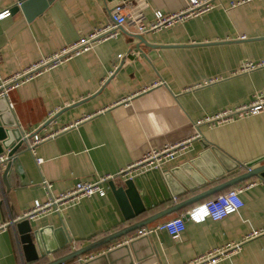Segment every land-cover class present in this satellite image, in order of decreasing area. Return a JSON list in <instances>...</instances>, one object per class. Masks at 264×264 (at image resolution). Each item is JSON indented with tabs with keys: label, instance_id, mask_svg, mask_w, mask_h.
I'll return each mask as SVG.
<instances>
[{
	"label": "crops",
	"instance_id": "0c3cea01",
	"mask_svg": "<svg viewBox=\"0 0 264 264\" xmlns=\"http://www.w3.org/2000/svg\"><path fill=\"white\" fill-rule=\"evenodd\" d=\"M120 1L27 0L14 11L17 0H0V13L10 12L0 20V79L109 25L110 11ZM131 1L135 8L142 7L148 24L155 12L179 13L191 0ZM210 3L206 13L146 34L126 22L116 38L93 45L8 93L10 123L24 136H53L33 154L22 151L9 176L0 170V264H46L225 183L244 173L242 166L264 159V111L222 125L206 123L264 96V0ZM250 66L254 68L242 70ZM178 144H183L182 151L140 183L139 195L157 203L156 208L131 218L137 204L105 183L103 197H85L59 214L28 219L43 258L24 260L8 224L22 219L35 201L47 199L43 182L51 185L52 196L70 191L79 181L93 183L105 176L116 177L118 188L124 181L120 174L144 154ZM236 187L242 189L243 207L223 220L186 222L177 239L158 232L120 244L134 231L79 258L86 259L82 264H102L94 259L109 250L115 252L110 260L114 264H188L238 245V250L208 264H264V234L250 237L264 228V182L252 178L220 193Z\"/></svg>",
	"mask_w": 264,
	"mask_h": 264
},
{
	"label": "built area",
	"instance_id": "2783aa9c",
	"mask_svg": "<svg viewBox=\"0 0 264 264\" xmlns=\"http://www.w3.org/2000/svg\"><path fill=\"white\" fill-rule=\"evenodd\" d=\"M248 1V0H246ZM244 2V1H243ZM232 4L235 7L241 3ZM212 8L210 0L196 1L191 0L185 9L179 13L163 14L161 12L154 13V20L151 23L145 24L143 22L142 7L135 8L131 0H122L118 2L110 11V23L107 26L94 30L90 35L84 39H80L77 43L61 49L47 58L30 65L24 70L15 73L4 79H0V98L7 99V95L12 90L19 87L35 75L40 72L52 69L53 67L61 64L62 62L83 53L90 49L95 44L114 39L118 35V29L122 27L126 22H130L137 30L139 34H146L152 31L161 30L163 28H169L182 22L186 18L195 17L197 15L208 12ZM10 12L5 10L0 13V20L8 17ZM119 56L118 58H120ZM253 66L244 67V69H252ZM9 110H11V104H7ZM264 111V96H259L254 99L249 105L238 107L233 111H223L213 117L206 120V123H213L217 125L226 124L232 122L237 118H241L249 115H256ZM28 135L24 137L27 139ZM53 134L36 135L33 134L27 141V147L33 154L35 147L51 138ZM183 149V144L175 146H165L158 150H152L144 154L136 163L130 165L123 171L119 177L123 180L133 178L142 174L147 170H156L167 161L173 160L178 153ZM8 161L6 153L0 155V170L5 166ZM40 162V160H36ZM245 167V165L243 166ZM136 172V173H135ZM135 175H134V174ZM138 174V175H137ZM116 177L105 176L101 177L97 182H77L73 189L66 193H61L57 196L49 194L50 184L43 182L42 185L48 194L47 199L44 202L35 201L32 207L24 214L22 219H36L38 217L47 216L51 213L59 214L60 211L75 205L80 199L85 197H91L92 195H99L103 197L105 195L103 185L110 181H114ZM242 189L239 187L232 188L226 192L220 193L215 197L208 199L200 204H197L190 208L183 214H180L170 220L161 222L152 227L142 228L137 230L132 236L124 240L120 244H127L132 240L139 238H149L150 236L158 233L165 232L171 239H177L185 230V223L191 222L194 224H201L207 220L220 221L224 218L237 213L243 207V202L240 198ZM20 220V219H19ZM3 226H0L2 228ZM264 234V228L260 231H255L250 237H255ZM238 245L226 246L224 249L215 250L206 256L188 264H208L214 263L222 256H226L228 253H232L238 250ZM92 257H90L91 259ZM80 258L75 264H82L83 261Z\"/></svg>",
	"mask_w": 264,
	"mask_h": 264
},
{
	"label": "water",
	"instance_id": "95a60500",
	"mask_svg": "<svg viewBox=\"0 0 264 264\" xmlns=\"http://www.w3.org/2000/svg\"><path fill=\"white\" fill-rule=\"evenodd\" d=\"M27 0H17V5L14 7V11H18L19 7H22L24 2ZM108 2L115 0H106ZM136 39L142 40L139 36L135 35ZM10 113L7 104L5 103V99L0 98V155L3 153L7 154L8 161L5 163V166L1 169V175L6 177L11 174V167L13 163L17 160L18 155L23 151H29L27 147V141L31 138L32 135H29L27 139L24 137L22 131L17 127L15 122L10 123L7 118ZM48 123H45L47 125ZM25 150V151H24ZM194 165V163L192 164ZM236 166H239L238 164ZM195 167V165H194ZM243 167V166H242ZM245 172L236 176L233 179L226 181L220 185H217L202 194H199L193 198H190L181 203L171 205L161 211L153 213L128 227H125L115 233H112L106 237L98 239L88 245H85L79 249H76L56 260L50 261L46 264H65L74 259H77L83 255H86L92 251H98L102 248H106L113 242L125 237L126 235L133 233L134 231L140 230L142 228H146L150 224H153L171 214L177 213L178 211L196 204L212 195L220 193L223 190H226L230 187L238 185L239 183H243L252 178H256L262 182H264V159H259L253 163H249L244 167ZM225 172H229L227 168H224ZM157 170H151L150 172H146L143 175H138L130 179H126L123 181L122 186L116 188L114 181L108 182L109 187L116 193L121 195H126L128 200L131 203L137 204L138 208L134 211L133 215H130L131 218L134 216H139L144 213L149 212L150 210L157 207V203L153 200L150 203H147L144 199L143 195H139L140 191V183L145 176L150 174H156ZM160 182V181H159ZM133 206V205H132ZM9 227L14 229L16 236L18 238V242L21 247V251L24 254V260L26 262L38 261L39 258H43V256L39 255L36 251V243L37 238L35 237L36 233L32 232L29 220L28 219H20L19 221H15L8 224ZM125 247V246H123ZM127 247V246H126ZM115 255V252L106 251L102 253L94 262H102V264H114V261H110L112 256ZM93 261V260H92ZM84 262L83 264L92 263ZM133 264V263H130Z\"/></svg>",
	"mask_w": 264,
	"mask_h": 264
}]
</instances>
